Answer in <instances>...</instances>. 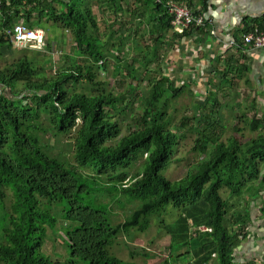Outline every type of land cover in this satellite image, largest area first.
Instances as JSON below:
<instances>
[{
  "label": "trees",
  "instance_id": "trees-1",
  "mask_svg": "<svg viewBox=\"0 0 264 264\" xmlns=\"http://www.w3.org/2000/svg\"><path fill=\"white\" fill-rule=\"evenodd\" d=\"M128 2L0 0V49L14 48L7 32L16 25L44 30L47 23L73 35L77 57L84 58L44 80L40 77L46 69L27 54L0 68V264H127L111 253L115 241L133 230L146 233L155 219L162 220L159 224L168 232L171 249L189 248L196 237L195 264H209L213 254H217L219 264H238L234 252L249 235L250 214L245 207L236 210L222 192L226 189L230 197L237 198L249 195L252 201L263 197L264 115L239 116L258 134L247 140L238 135L241 129L236 125V133L222 140V115L214 109L172 125L167 115L168 99L183 93L189 83L182 80L179 86L164 76L160 61L153 72L162 75L149 79L153 93L147 107L125 135L121 118L132 103L126 92L107 88L106 81L99 78V70L105 71L107 66L100 63L107 52L112 53L118 73L125 69L122 75L126 78H139L159 58V50L177 49L169 39L173 17L165 4L136 0L140 7L134 20H141L138 29L151 37L153 47L148 51L136 48L137 56L124 58L131 38H123L126 32H122L118 49L111 50L118 33L111 32L105 41L93 9L110 10L119 16L126 13ZM209 2L199 0L200 10L205 11ZM256 29L264 31V16L245 19L240 31L233 34L239 46L237 57L215 58L217 70L224 62L220 71L227 86L222 90L231 89L236 77L252 71V61L241 49L243 37ZM194 35H206L204 27H193L177 40ZM133 40L140 45L139 40ZM19 85L22 92L13 98ZM257 103L254 97L251 104L255 111ZM44 114L49 115L48 128L42 122ZM195 119L197 137L192 150L203 158L186 177L170 181L164 172L173 163L182 131ZM50 131L61 137L76 133L77 165L52 153L53 147L42 135ZM144 156L141 173L132 175L131 169ZM79 167L91 168L95 174L84 173ZM100 184L104 186L101 189ZM262 203L264 217V198ZM112 204L140 207L124 222L114 224ZM171 210L179 214L167 225L165 219ZM57 212L71 223L63 236L71 251V258L65 261H55L44 252L48 229L59 232ZM201 227L213 231L203 232Z\"/></svg>",
  "mask_w": 264,
  "mask_h": 264
},
{
  "label": "rangeland",
  "instance_id": "rangeland-1",
  "mask_svg": "<svg viewBox=\"0 0 264 264\" xmlns=\"http://www.w3.org/2000/svg\"><path fill=\"white\" fill-rule=\"evenodd\" d=\"M139 7L140 5L136 0H129L125 7L126 13L119 16L110 12V10L103 12L97 7L93 9L96 18L101 24V34L105 37V41L110 38L111 32L118 33L112 39V44L115 46V49L111 50L118 49V41L120 40V34L122 32H126L123 38H131L132 42H126L123 55L124 58L129 60L137 56L136 48H143L148 51L149 47H153L151 37L146 36L144 30L138 29L141 20H134L133 16ZM43 28L48 34V49L35 51L3 47L0 49V68L11 65L16 59L27 54L35 57L37 64L46 69L41 74L42 77H40L41 80H44L45 78H52L60 70L68 68L77 59L84 61L83 57H77V46L73 35L60 26L53 24L48 25L45 23ZM133 39L139 40L140 45L138 46ZM184 49L185 52L182 54H178L175 48L159 50V58H156L151 64L149 71L140 74L139 78H126L125 75H122L127 72L125 69H122L118 73L119 68H116L118 64H116L115 57H113L112 53L107 52L104 63H100L107 67L105 71L103 69L99 70V78L106 81L108 89L112 88L119 92H126L129 99L128 102L132 103L131 109L121 118L124 134H128L129 126L136 121L147 107V99L153 93V85L149 80L150 77L164 74V76L167 75L174 79L176 83H179V86L182 85V83L180 84L182 80L185 83H189V86L183 93L177 97H169L168 99L167 115L171 118L172 125L179 124L185 117H196L204 111L214 109L222 115V125L224 126L222 140H227L228 137L236 133L234 129L235 125L241 129L238 135L244 136L246 140L256 137L258 135L257 132H251L248 125L239 120V116L243 113H247L249 118L257 113L258 116L264 115V67L256 65L255 68H252V71L245 72L242 78L236 77L231 89L227 88L222 90V88L227 86V84L222 82V73L220 71L224 67V62L221 61L219 65L220 69L217 70L218 64L217 60H215V58L222 54H218L212 59V67L210 68L206 63L203 66V63L199 60L203 51H198L197 56H194L193 52H189L188 45ZM232 55L237 57L238 51L231 47L229 49L228 47L223 52L222 58H227ZM160 61H163L162 74L157 71L153 72V70L158 68L157 65ZM194 62H197V64L201 62V65L198 66L199 68L194 65ZM248 78L250 82H247ZM22 89L23 87L21 85L17 86L14 90L13 98L19 95ZM208 97L209 101L206 102V98ZM254 97L258 98V110L256 111L252 109L251 104ZM212 102L217 103V105L213 107ZM42 122L46 128L50 126L48 114H44ZM196 130L197 120L195 119L182 131L183 138L174 153L173 163L164 172L168 180L177 181L186 177L203 158L199 153L192 150L197 137ZM42 135L45 137L46 142L53 147V154L77 165L74 150L76 133L61 137L55 131H50L48 135L44 133ZM146 158L147 156L141 157L140 162L131 169L132 175L141 173ZM79 169L87 174H95L91 168L79 167ZM98 187L101 189L104 186L100 184ZM222 193L223 198L225 200L228 198L230 204L235 205L236 210L238 207L243 208L245 205L244 198L242 200V198L230 197L226 189ZM105 202L108 203V200ZM7 204L9 207L11 202L8 201ZM139 207V204H127L125 208L112 204L114 224H119L127 220ZM178 214L177 211L171 210L169 216L165 219V223L172 225L178 217ZM56 216L59 220L57 226L59 232L56 233L52 229H48V238L44 246V252L55 261H65V259L71 258V251L65 244L63 236L65 230L71 223L64 220L63 216L58 214V212ZM161 221L155 219L152 228L146 233L133 230L129 234L121 235L112 246L111 253L123 259L127 264H165L166 261H169L170 264L187 263L191 257H177L176 248L171 249L169 246L170 238L167 236V230L159 224Z\"/></svg>",
  "mask_w": 264,
  "mask_h": 264
},
{
  "label": "crops",
  "instance_id": "crops-1",
  "mask_svg": "<svg viewBox=\"0 0 264 264\" xmlns=\"http://www.w3.org/2000/svg\"><path fill=\"white\" fill-rule=\"evenodd\" d=\"M189 4L192 5L194 11L201 13V16L207 20V26L204 27L206 35H194L191 38L183 39L181 42L176 39L177 53H184L186 45L189 46V52H193L194 56H197L198 51H203L199 60L203 63V66L206 63L210 68L212 67V59L218 54L223 56V52L228 49L230 42L234 41L233 34L240 31L245 19L264 16V0H210L205 11L200 10L199 0H188ZM256 31L264 32L259 29H256ZM242 48L241 50L251 59L252 68H255L256 65L264 67V50ZM200 63L194 62V65L198 67L201 65ZM260 196L263 197H259L258 200L253 198V201L249 195L243 197L245 202L243 207L246 210L248 209L251 224L248 227L249 235L247 239L243 240L234 252L235 262L238 264L264 262V217L262 214L264 195ZM195 238H193L194 240L189 248L182 246L184 249H176L177 257H191L187 263L183 264H195ZM217 257V254H213L209 264H219Z\"/></svg>",
  "mask_w": 264,
  "mask_h": 264
},
{
  "label": "built area",
  "instance_id": "built-area-1",
  "mask_svg": "<svg viewBox=\"0 0 264 264\" xmlns=\"http://www.w3.org/2000/svg\"><path fill=\"white\" fill-rule=\"evenodd\" d=\"M157 4H166L170 10L169 14L173 17L170 31V41L175 42L177 38L183 36L193 27L207 26V20L201 15H197L192 7L188 5L186 0H154ZM17 45L25 46L30 44L38 47L46 41L44 30H30L23 24L16 25L12 32L9 33ZM243 46L253 50H264V32L256 31L244 37ZM235 42H230L234 44ZM180 83L183 84V81Z\"/></svg>",
  "mask_w": 264,
  "mask_h": 264
},
{
  "label": "bare ground",
  "instance_id": "bare-ground-1",
  "mask_svg": "<svg viewBox=\"0 0 264 264\" xmlns=\"http://www.w3.org/2000/svg\"><path fill=\"white\" fill-rule=\"evenodd\" d=\"M165 6H166L167 10H170V8H169L166 4H165ZM10 32H12V30L8 31V32H7V35L10 37V39H11V44H12V46L14 47V49H26V50L43 51L44 49L47 48L48 34H47L46 31H44V33H45V35H46V41H45L42 45H40V46H38V47H33V46H31L30 44L25 45V46L17 45L16 42L14 41L13 37H12L11 35H9ZM242 46H243V45H242ZM228 47H229V49H230V47H231V48H233V49L238 50V47H239V46H238V44L234 43V44H232V45L229 44ZM243 47H244V48H247L246 46H243ZM247 49H248V48H247ZM200 230L203 231V232H208V233H211V232L213 231L211 228H206V227H201Z\"/></svg>",
  "mask_w": 264,
  "mask_h": 264
}]
</instances>
